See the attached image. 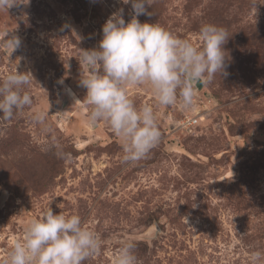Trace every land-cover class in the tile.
Returning <instances> with one entry per match:
<instances>
[{"label":"rangeland","instance_id":"374dc122","mask_svg":"<svg viewBox=\"0 0 264 264\" xmlns=\"http://www.w3.org/2000/svg\"><path fill=\"white\" fill-rule=\"evenodd\" d=\"M0 9V81L30 73L21 88L32 105L0 119V264L25 227L54 214L79 215L101 241L84 264H114L135 245L136 264H264V0H150L159 24L199 46L207 24L227 30L224 74L196 92L193 107H157L144 88L128 89L153 106L160 143L134 164L104 124L92 126L79 86L81 50L97 49L102 26L122 0H14ZM7 34L8 37H7ZM18 37L12 52L6 39ZM63 81V83H61ZM49 112L52 131L32 123ZM186 118L198 122L190 130ZM59 146V148L57 147ZM70 154L65 160L57 155Z\"/></svg>","mask_w":264,"mask_h":264},{"label":"clouds","instance_id":"9594fccd","mask_svg":"<svg viewBox=\"0 0 264 264\" xmlns=\"http://www.w3.org/2000/svg\"><path fill=\"white\" fill-rule=\"evenodd\" d=\"M122 3L131 4L130 21L125 22L124 10L119 9L102 26L98 48L81 50L79 63L87 68V75H81L79 86L86 89V95L83 101L75 99L74 104L84 105L92 126L104 123L121 142L122 162L134 164L158 146L162 133L153 106H137L128 89L144 88L157 107L179 102L182 108L191 109L199 91L197 84L204 87L216 74H224L223 45L229 37L226 29L207 24L198 32L197 46L157 23H141L139 16L152 15L145 7L151 6L150 0ZM16 4L14 0H0V9L9 10ZM19 46L18 37L6 39L5 47L12 52ZM30 76L16 70L0 81V119L10 120L16 112L32 105L30 94L21 92L30 83ZM48 117L49 112H37L31 121L43 133H50ZM57 155L71 159L62 150ZM134 248L133 243H125L114 264H136ZM100 251L97 234L84 226L79 215L54 214L48 206L41 218L25 227L22 239L7 252L3 264H84ZM251 260L252 264H260L261 253H251Z\"/></svg>","mask_w":264,"mask_h":264},{"label":"built area","instance_id":"2783aa9c","mask_svg":"<svg viewBox=\"0 0 264 264\" xmlns=\"http://www.w3.org/2000/svg\"><path fill=\"white\" fill-rule=\"evenodd\" d=\"M197 122H198L197 119L186 118V119L182 122V126H183L186 130H190L193 126H195V124H197Z\"/></svg>","mask_w":264,"mask_h":264},{"label":"water","instance_id":"95a60500","mask_svg":"<svg viewBox=\"0 0 264 264\" xmlns=\"http://www.w3.org/2000/svg\"><path fill=\"white\" fill-rule=\"evenodd\" d=\"M201 87V84H197V89H199Z\"/></svg>","mask_w":264,"mask_h":264}]
</instances>
